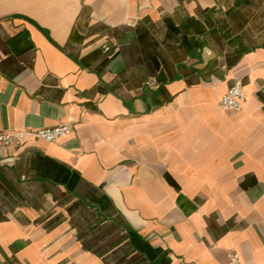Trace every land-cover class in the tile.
Segmentation results:
<instances>
[{
	"label": "crops",
	"instance_id": "obj_1",
	"mask_svg": "<svg viewBox=\"0 0 264 264\" xmlns=\"http://www.w3.org/2000/svg\"><path fill=\"white\" fill-rule=\"evenodd\" d=\"M62 123L0 160V264H264V0H0V131Z\"/></svg>",
	"mask_w": 264,
	"mask_h": 264
},
{
	"label": "built area",
	"instance_id": "obj_2",
	"mask_svg": "<svg viewBox=\"0 0 264 264\" xmlns=\"http://www.w3.org/2000/svg\"><path fill=\"white\" fill-rule=\"evenodd\" d=\"M247 99L241 81H236L221 96L220 106L227 112H238ZM72 123H62L54 127L29 128L25 130L0 131V160L5 158L7 149L19 148L30 139H43L50 142L59 141L73 132ZM228 264H243L238 251L228 254Z\"/></svg>",
	"mask_w": 264,
	"mask_h": 264
}]
</instances>
